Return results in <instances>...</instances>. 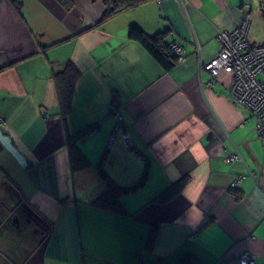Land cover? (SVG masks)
Instances as JSON below:
<instances>
[{
	"label": "crops",
	"instance_id": "obj_1",
	"mask_svg": "<svg viewBox=\"0 0 264 264\" xmlns=\"http://www.w3.org/2000/svg\"><path fill=\"white\" fill-rule=\"evenodd\" d=\"M71 3L0 0V257L20 256L3 225L14 196L42 214L46 235L30 240L39 264H239L244 252L264 264V135L231 96V74L201 69L218 33L246 18L248 40L264 41V0H150L103 22L102 0ZM132 25L177 43L184 61L163 69L128 37ZM66 62L80 78L64 117L54 75ZM113 107L123 131L107 148ZM82 131L89 167L72 172L66 141ZM101 158L116 185L142 182L120 198L128 216L90 204L107 187ZM182 177L179 194L154 201Z\"/></svg>",
	"mask_w": 264,
	"mask_h": 264
},
{
	"label": "trees",
	"instance_id": "obj_2",
	"mask_svg": "<svg viewBox=\"0 0 264 264\" xmlns=\"http://www.w3.org/2000/svg\"><path fill=\"white\" fill-rule=\"evenodd\" d=\"M64 8L69 10L72 7L71 0H57ZM105 5V11L102 16V22L115 15L118 12L126 9H132L140 4L148 2L150 0H102ZM128 37L138 41L147 50V52L162 66L165 70H170L173 64H176V59L171 55L168 45L161 41L158 35L149 36L146 35L138 26L132 25L128 30ZM80 78V72L72 62H66L60 71H57L54 75L55 84L59 94L60 109L64 117H66L72 109V99L74 89L78 79ZM88 131L80 132L74 136L67 137V150L69 158V166L72 172H78L85 170L89 167V162L84 156L82 151L77 146V141L87 134ZM97 173L106 184V190L94 199L90 204L98 209L114 213L120 216H128V213L121 202L122 195L137 190L142 184L140 181L138 184L131 187H121L113 183L106 176L104 167L102 166L103 158H101ZM186 183V178L182 177L176 182L170 184L164 191H162L154 201L158 204H164L179 194ZM158 235L157 227H152L147 235L145 241V249L148 252L153 250L156 238ZM182 264H198V262L192 257H184L181 259Z\"/></svg>",
	"mask_w": 264,
	"mask_h": 264
},
{
	"label": "built area",
	"instance_id": "obj_3",
	"mask_svg": "<svg viewBox=\"0 0 264 264\" xmlns=\"http://www.w3.org/2000/svg\"><path fill=\"white\" fill-rule=\"evenodd\" d=\"M248 19L231 31H220L217 35L219 43L218 53L208 62L202 64L201 69L216 77L220 71L231 74L230 94L242 107L246 108L255 121L258 135H264V41L253 44L247 38ZM172 56L180 62L184 60L182 49L177 43H169ZM211 85V83H209ZM116 123L114 131L108 139L107 148H110L117 133L122 130L121 116L113 107ZM0 125L2 121L0 120ZM125 147L130 146L128 132L121 133ZM106 148V149H107ZM236 155H225L226 162L236 160ZM237 179L234 184L240 183ZM239 264H254V259L248 252H244L238 259Z\"/></svg>",
	"mask_w": 264,
	"mask_h": 264
},
{
	"label": "flooded vegetation",
	"instance_id": "obj_4",
	"mask_svg": "<svg viewBox=\"0 0 264 264\" xmlns=\"http://www.w3.org/2000/svg\"><path fill=\"white\" fill-rule=\"evenodd\" d=\"M12 202L10 203L11 206L9 209L10 217L5 220V228L9 231H12L17 238L23 239V231H27V235H31L32 238L36 236H41L43 238L44 233L46 231V227L44 222H42V214H38L35 209L25 201L15 202L13 199H17L16 197H11ZM2 233V229H0V234ZM2 235V234H1ZM46 235V233H45Z\"/></svg>",
	"mask_w": 264,
	"mask_h": 264
},
{
	"label": "rangeland",
	"instance_id": "obj_5",
	"mask_svg": "<svg viewBox=\"0 0 264 264\" xmlns=\"http://www.w3.org/2000/svg\"><path fill=\"white\" fill-rule=\"evenodd\" d=\"M168 49L170 51L169 47H168ZM171 55H173V54L171 53ZM182 55H183V53H182ZM183 61H181V62H183ZM176 62H180V61L178 59H176ZM202 70H204V69H202ZM13 200H15V202H17V199H13ZM25 230H23L21 228V231H23V234H24L23 235V239H22V237L21 238H16V241L18 242L17 243V247L20 248V250H19L20 256H18V255L17 256L20 257V258L19 259L17 258V256L15 255L16 254L15 252H11V251L7 252V250L5 249L6 250V254L1 253V257H0V260L1 259L4 260L3 263H5V264H13L14 262H18L20 264L22 262V264H39L38 263L39 262V256H38L39 252L35 253V251L32 249L33 246H31V244H30L31 235L30 236L27 235V231H25ZM0 249H3V248L0 247ZM1 251L3 252V250H1Z\"/></svg>",
	"mask_w": 264,
	"mask_h": 264
}]
</instances>
